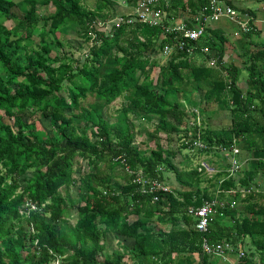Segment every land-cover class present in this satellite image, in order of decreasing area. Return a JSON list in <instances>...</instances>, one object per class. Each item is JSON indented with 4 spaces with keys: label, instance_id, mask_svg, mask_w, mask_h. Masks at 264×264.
<instances>
[{
    "label": "trees",
    "instance_id": "trees-1",
    "mask_svg": "<svg viewBox=\"0 0 264 264\" xmlns=\"http://www.w3.org/2000/svg\"><path fill=\"white\" fill-rule=\"evenodd\" d=\"M87 1L0 0V264H125V255L132 264H218L202 253L204 238L230 244V264H264V183L258 181L264 177V42L253 44L255 27L239 39L250 46L243 50L242 87L240 69L223 61L219 23L190 42L159 26L117 23L133 19L136 0H123L128 13L105 29L97 20L113 0H89L93 9ZM206 1L167 0L169 17L195 13ZM39 5L54 11L37 15ZM73 28L84 42L80 58L55 37ZM35 36L39 44L32 47ZM180 38L182 49L174 45ZM165 47L173 48L167 56ZM211 54L220 67L205 65ZM199 90L206 103L223 104L228 127L203 129L189 121L195 113L183 110L177 95ZM88 96L94 101L84 105ZM120 97L110 122L105 110ZM130 115L152 124L148 153L133 147ZM37 119L49 128L45 137L37 134ZM174 134L182 135L181 150L221 155L237 148L249 166L208 177L188 155L176 162L180 149L167 147ZM169 173L180 190L142 191L139 176L166 183ZM70 188L78 189L76 199ZM211 200L221 204L202 233L187 209Z\"/></svg>",
    "mask_w": 264,
    "mask_h": 264
},
{
    "label": "rangeland",
    "instance_id": "rangeland-1",
    "mask_svg": "<svg viewBox=\"0 0 264 264\" xmlns=\"http://www.w3.org/2000/svg\"><path fill=\"white\" fill-rule=\"evenodd\" d=\"M231 1H233V3L238 6V8H244L247 11L250 10L251 13L253 14V17L257 19L258 22L257 24L255 23L256 25L255 32L251 36L253 44L258 43L260 41L264 42V26L261 30H258V27L259 26L262 27V24L259 23L261 19H259L260 15L257 9L259 5L260 6L263 5L264 0H231ZM85 6L88 9H93L94 3L88 0ZM128 10L129 9L127 5L123 3V0H113L109 8L107 7V10L104 12V14L101 17L98 18L97 21L103 24L105 29H108V27H110L113 24V22H115L116 17H118L119 15H126L128 13ZM14 11H15L14 12L15 14L21 15L20 10H18L17 8ZM53 11H54V8L51 7L50 5L49 6L39 5L36 8L37 15H41V16H47L49 14L51 15ZM6 25L9 27L11 25V22H6ZM227 29L229 32L223 35L224 36L223 38L224 39V50L226 51V55L224 56L223 61L229 64L231 63L232 65L237 66L240 69V75H239L240 82L239 83H240V86L243 87L244 86L243 79H245L247 76V73L246 71H244V68H243V61H244L243 50L250 46L246 44L244 47L239 42L241 34L234 32V28L231 25H229ZM256 30L258 31L256 32ZM55 37L61 40L62 49L68 55H73L74 58H80L81 55L84 53L85 47L83 45L84 43L83 39L77 36L74 28L66 31L65 33H56ZM33 40H34L33 42L34 44H31V46L32 47L38 46L39 44L38 37L35 36ZM52 55H54V52L52 53ZM163 60L164 59H161L158 62H162ZM204 63L205 65H207V67H210L212 65L211 63L208 62V60L206 62L204 61ZM217 67H220V64L216 62L212 68L215 69ZM177 97H178L179 104L183 110L187 111L188 113H191V112L195 113L194 116H192L191 114H189L188 116H189V121L192 124H195L198 128L203 127V129L209 128L211 130H220L230 125V117H229L228 112L225 110V107L223 106V104L216 103L214 101L210 103H206L205 102L206 93L204 91L199 90L197 93H193L192 95H187L186 93L180 92L178 93ZM93 101H94V98L92 96H88L87 100L84 102V105H87L88 103H93ZM123 101H124L123 98L120 97L117 100H115L113 103H111L105 110L106 118L110 122L115 121L117 110L120 108ZM193 109H196V112H194ZM199 109L201 110L203 109V112L201 113ZM129 119L135 125L134 127L135 136H134L133 147H137L143 151H146V153H148L149 149L153 147L155 143V140H151L150 137H147L148 133H152V124L150 123V120H145L141 118L142 120L139 121V119L136 120V118L132 115L129 116ZM76 122L78 125H82L81 122L79 121H76ZM37 126H38L37 127L38 135L45 137L46 134L49 133V130H48L49 128L47 127V124H45L44 120L37 119ZM178 130L184 133L185 128L181 126L178 128ZM188 134L190 135L194 134V127L189 129ZM180 136L182 135L174 134L172 136V142L170 143V145H167V147H170L174 151H177L178 149H180L181 152L176 158V162L183 159L185 155H188L189 157L192 158L190 162L192 166L196 165L200 161H207V162H210L209 164H211L215 169L217 168L218 172L227 171L228 159H225V158H229L231 156V153L222 151L221 153L223 154V156H219V154H216V155H212V154L208 155L205 153L199 154L196 150H192V151L181 150L182 148L180 147L181 146ZM160 137L162 139V143H165L166 142L165 134L160 133ZM245 155H246L245 152L243 153L241 152L238 159L241 161L242 158L244 159L246 157ZM247 166H249L247 164V160H242V167L240 168L239 171L241 172L244 168H247ZM263 176H264V173H263ZM165 181H166V184L170 188L178 189V187H176L174 176L172 173H169L165 176ZM212 181H214V179H212ZM258 181L264 183V177L259 179ZM64 190H65L64 187L60 189L62 193H64ZM78 193H79L78 189H75V188L69 189V194L73 199L77 198ZM220 204L221 203L218 201L217 206H219ZM74 222L75 220L71 219L70 223L72 224ZM111 244L113 248H117L115 241L112 242ZM126 244L130 246L132 242L128 240L126 241ZM123 261L125 262V264H132V260H130L129 255H125V257L123 258ZM223 263L225 262L220 260L218 264H223ZM193 264H197L196 259Z\"/></svg>",
    "mask_w": 264,
    "mask_h": 264
},
{
    "label": "built area",
    "instance_id": "built-area-1",
    "mask_svg": "<svg viewBox=\"0 0 264 264\" xmlns=\"http://www.w3.org/2000/svg\"><path fill=\"white\" fill-rule=\"evenodd\" d=\"M167 0H136L135 6L130 9V15L132 16L128 20L119 18V22H131L138 21L140 23L148 24L151 26H159L162 28L165 34H177L182 39L188 40L190 42L198 41L205 33L206 28L211 27L214 23H226L234 28V32L239 34H247L255 27L257 24V19L251 16L247 11L238 12L227 6L222 0H207L198 11L191 12L189 9L186 11H179L176 17L171 16L167 11ZM259 12L264 14V2L259 8ZM192 24V27L190 26ZM177 35L174 37L177 38ZM180 38L178 43H175V47L182 49L183 41ZM173 50L172 47H165L163 50V55L167 56ZM206 50H202L200 53H206ZM208 62L213 67L217 62V58L211 54ZM196 112V109H193ZM196 148L204 149L201 144H198ZM225 152V151H224ZM223 156V154L221 153ZM240 155L237 148H233L231 151V156L227 161L228 168L227 173L230 176L238 174L240 168L242 167V161L238 159ZM198 172L203 173L208 177H212L220 172L217 171L209 162L200 161L197 163ZM138 180H142V189L145 193H156L161 191L162 193H167L171 191V188L165 182L155 181L149 183L139 176ZM137 180V181H138ZM264 187V184H263ZM154 200L157 201V196H154ZM218 202L215 200L205 201L201 206L189 207L187 209V214L195 220V229L199 232L206 233L208 225L212 222L213 216L216 212L215 208ZM201 250L203 254L212 255L217 257L223 262L230 264L229 255L234 251L233 247L228 243H210L207 239H202ZM242 253H239V256Z\"/></svg>",
    "mask_w": 264,
    "mask_h": 264
},
{
    "label": "crops",
    "instance_id": "crops-1",
    "mask_svg": "<svg viewBox=\"0 0 264 264\" xmlns=\"http://www.w3.org/2000/svg\"><path fill=\"white\" fill-rule=\"evenodd\" d=\"M260 7V5L258 6V8ZM259 15H260V18L259 19H261L260 21H259V23H261L262 24V27H260V29H262L263 28V23H264V14L262 13V12H259ZM213 26V25H212ZM229 25L228 24H226V23H219V24H216V27H219L220 28V30L224 33V34H227L229 31H228V29H227V27H228ZM258 27V28H259ZM232 33V32H231ZM219 156H221L220 154H219ZM246 157L243 159H241V161L242 160H247V158H248V155H245ZM250 158H252V157H250ZM176 184V183H175ZM176 187H178L179 188V190H180V186H178L177 184H176ZM182 189V188H181Z\"/></svg>",
    "mask_w": 264,
    "mask_h": 264
}]
</instances>
